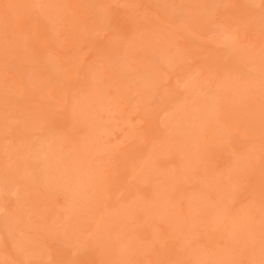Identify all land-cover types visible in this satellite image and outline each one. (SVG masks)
<instances>
[{
	"label": "rangeland",
	"instance_id": "rangeland-1",
	"mask_svg": "<svg viewBox=\"0 0 264 264\" xmlns=\"http://www.w3.org/2000/svg\"><path fill=\"white\" fill-rule=\"evenodd\" d=\"M0 18V264H264V0Z\"/></svg>",
	"mask_w": 264,
	"mask_h": 264
},
{
	"label": "bare ground",
	"instance_id": "bare-ground-1",
	"mask_svg": "<svg viewBox=\"0 0 264 264\" xmlns=\"http://www.w3.org/2000/svg\"><path fill=\"white\" fill-rule=\"evenodd\" d=\"M0 20H1V18H0ZM122 22V21H121ZM113 25L115 26H117L118 28H120V29H122L123 28V30L127 33V30H129V28H130V26L127 24V23H124V22H122L121 24L119 23V20L117 21V19H115L114 18V20H113Z\"/></svg>",
	"mask_w": 264,
	"mask_h": 264
}]
</instances>
